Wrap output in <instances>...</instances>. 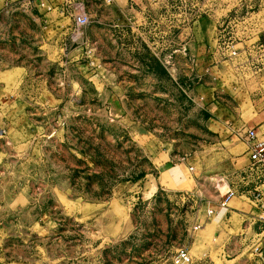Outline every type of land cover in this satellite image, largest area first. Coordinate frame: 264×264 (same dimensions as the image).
Listing matches in <instances>:
<instances>
[{
	"label": "rangeland",
	"instance_id": "374dc122",
	"mask_svg": "<svg viewBox=\"0 0 264 264\" xmlns=\"http://www.w3.org/2000/svg\"><path fill=\"white\" fill-rule=\"evenodd\" d=\"M32 1L0 13V264H264V161L227 162L264 133V0Z\"/></svg>",
	"mask_w": 264,
	"mask_h": 264
},
{
	"label": "built area",
	"instance_id": "2783aa9c",
	"mask_svg": "<svg viewBox=\"0 0 264 264\" xmlns=\"http://www.w3.org/2000/svg\"><path fill=\"white\" fill-rule=\"evenodd\" d=\"M74 21L79 26H85L88 23V18L85 14H78L74 17ZM235 51L231 52L235 55ZM246 144V150L248 152L249 160L251 164H256L264 161V133H259L254 127L246 128L240 135ZM190 169H192L190 167ZM235 191L231 187H228L225 192L220 194V207H226L230 199L234 196ZM208 213H212V210H208ZM264 222V215L262 216ZM199 228V225L193 227L194 230ZM191 262V256L186 248H179L173 254L171 258L172 264H189Z\"/></svg>",
	"mask_w": 264,
	"mask_h": 264
},
{
	"label": "crops",
	"instance_id": "0c3cea01",
	"mask_svg": "<svg viewBox=\"0 0 264 264\" xmlns=\"http://www.w3.org/2000/svg\"><path fill=\"white\" fill-rule=\"evenodd\" d=\"M4 1H6V0H0V13L1 12H4L6 9H8L7 7L6 8H4V6L6 5L5 3H4ZM38 1H41V0H34V1H32L31 3L33 4V2H38ZM44 1H46V2H49L50 0H44ZM39 6L41 7V8H44V9H46V10H50L51 9V5H45V3L44 2H41L40 4H39ZM10 9L11 10H9V11H13V10H16L17 12H19V13H26L27 15H29V17H28V19L29 20H32V6L31 5H28V6H26V5H14V6H11L10 7ZM11 13H13V12H11ZM0 25H2L1 24V21H0ZM11 40H14V39H12V38H10ZM10 39L8 40L9 42L8 43H5L4 45H7V46H10V43H11V41H10ZM17 41H19V39L17 40ZM42 40H40V43L42 44ZM0 45H1V43H0ZM22 45V44H21ZM30 45H32V43H30ZM22 46H26V45H22ZM5 61H3L2 59H0V69H1V67H2V64L4 63ZM5 67H8V68H13V66H5ZM17 68H19L18 66H17ZM245 146H246V144H245ZM243 152H244V155H242L240 158H232V157H230V160L228 159L227 160V162L228 163H230V164H232L233 166H236L237 164H238V159H242L241 160V164H242V167H244V168H240V166L239 167H237L236 168V173H238V174H242V175H244V174H246V168H245V165L247 166V164H248V162H250V160H249V156H248V152H247V150H246V148L244 149V151H243V149H242V151H241V153L243 154ZM186 155V154H185ZM189 156H190V154H188ZM188 155H186L185 157H182L180 160L181 161H183V160H188V158H187V156ZM192 155V154H191ZM230 156V155H229ZM187 158V159H186ZM191 158V160H192V162L191 163H195V158L194 157H190ZM245 158V159H244ZM176 167V166H175ZM229 167H231L230 165H229ZM248 174H249V182L252 180V177H251V175H250V172H248ZM224 181V178L223 177H219L218 178V180H217V182H219L221 185H222V182ZM220 184H216L215 185V188H216V191H218V189H217V186L218 185H220ZM179 182H178V178L177 179H175L174 178V188H179ZM215 191V192H216ZM219 192V191H218ZM220 196H219V200H218V202L217 203H215L214 202V204H215V207H219V208H224V207H220V205H219V203H220ZM228 205V204H227ZM259 205H260V209L261 208H264V202H262V201H260L259 202ZM227 207V206H226ZM212 210V213H208V210ZM208 210H207V216H211L212 214H213V212L215 211V208H208ZM205 219V218H204ZM208 224H209V222H207ZM195 225H199V228H201L202 227V225H203V223L202 222H200V223H198V224H195ZM194 225V226H195ZM199 228H197V229H199ZM216 230H214V232H215Z\"/></svg>",
	"mask_w": 264,
	"mask_h": 264
}]
</instances>
